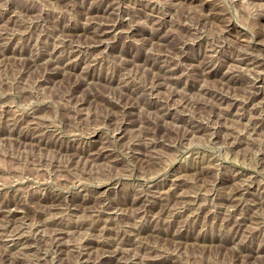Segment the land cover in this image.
<instances>
[{"label": "rangeland", "instance_id": "rangeland-1", "mask_svg": "<svg viewBox=\"0 0 264 264\" xmlns=\"http://www.w3.org/2000/svg\"><path fill=\"white\" fill-rule=\"evenodd\" d=\"M0 264H264V0H0Z\"/></svg>", "mask_w": 264, "mask_h": 264}, {"label": "bare ground", "instance_id": "bare-ground-1", "mask_svg": "<svg viewBox=\"0 0 264 264\" xmlns=\"http://www.w3.org/2000/svg\"><path fill=\"white\" fill-rule=\"evenodd\" d=\"M129 16V15H128ZM117 22V21H116ZM114 26V25H113ZM111 29V28H110ZM93 46V45H92Z\"/></svg>", "mask_w": 264, "mask_h": 264}]
</instances>
